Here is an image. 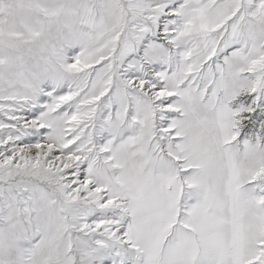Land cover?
<instances>
[{"label": "snow or ice", "instance_id": "obj_1", "mask_svg": "<svg viewBox=\"0 0 264 264\" xmlns=\"http://www.w3.org/2000/svg\"><path fill=\"white\" fill-rule=\"evenodd\" d=\"M0 264H264V0H0Z\"/></svg>", "mask_w": 264, "mask_h": 264}]
</instances>
